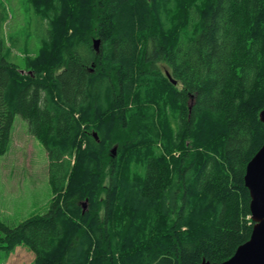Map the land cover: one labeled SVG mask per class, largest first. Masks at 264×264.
<instances>
[{
  "label": "trees",
  "instance_id": "1",
  "mask_svg": "<svg viewBox=\"0 0 264 264\" xmlns=\"http://www.w3.org/2000/svg\"><path fill=\"white\" fill-rule=\"evenodd\" d=\"M27 4L35 55L21 65L14 35L0 39V156L20 115L54 198L16 226L0 219V249L24 244L34 264L231 258L254 226L245 174L264 145V0Z\"/></svg>",
  "mask_w": 264,
  "mask_h": 264
},
{
  "label": "rangeland",
  "instance_id": "2",
  "mask_svg": "<svg viewBox=\"0 0 264 264\" xmlns=\"http://www.w3.org/2000/svg\"><path fill=\"white\" fill-rule=\"evenodd\" d=\"M29 9L27 0H0V39L9 46L14 35L16 45L11 54L21 65L37 48L30 33L37 21ZM53 198L46 149L30 133L28 122L17 115L10 150L0 156V219L16 226L27 218L44 215ZM34 259V252L24 244L10 252L0 249V264H34Z\"/></svg>",
  "mask_w": 264,
  "mask_h": 264
},
{
  "label": "water",
  "instance_id": "3",
  "mask_svg": "<svg viewBox=\"0 0 264 264\" xmlns=\"http://www.w3.org/2000/svg\"><path fill=\"white\" fill-rule=\"evenodd\" d=\"M100 44V39H95L93 42L97 51H99ZM173 82L176 84L175 80ZM260 120L264 123V109L260 112ZM94 136L98 138L96 132ZM112 152L116 154L117 147H114ZM245 185L250 191V208L254 221L249 240L240 245L235 254L226 261L213 263L203 260L200 264H264V145L247 165ZM83 207H87V202L83 204Z\"/></svg>",
  "mask_w": 264,
  "mask_h": 264
}]
</instances>
